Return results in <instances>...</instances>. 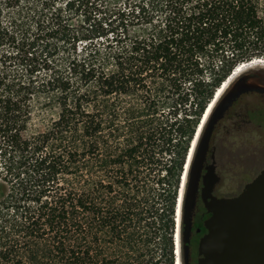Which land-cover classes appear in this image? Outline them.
<instances>
[{"label":"trees","instance_id":"trees-1","mask_svg":"<svg viewBox=\"0 0 264 264\" xmlns=\"http://www.w3.org/2000/svg\"><path fill=\"white\" fill-rule=\"evenodd\" d=\"M97 1L66 5L89 19ZM34 17L16 39L27 73L0 75V264H174L190 141L218 87L264 57V0H139L82 36L61 8ZM44 30L91 40L38 80Z\"/></svg>","mask_w":264,"mask_h":264},{"label":"flooded vegetation","instance_id":"flooded-vegetation-1","mask_svg":"<svg viewBox=\"0 0 264 264\" xmlns=\"http://www.w3.org/2000/svg\"><path fill=\"white\" fill-rule=\"evenodd\" d=\"M255 85L264 88V80L253 79L250 74L237 79L211 116L197 149L183 205L182 264H198L200 244L208 232L206 221L212 213L210 203L240 193L260 172L264 157V106L259 98L241 101L250 92L264 94V89H250ZM239 89L247 90L235 97Z\"/></svg>","mask_w":264,"mask_h":264},{"label":"rangeland","instance_id":"rangeland-1","mask_svg":"<svg viewBox=\"0 0 264 264\" xmlns=\"http://www.w3.org/2000/svg\"><path fill=\"white\" fill-rule=\"evenodd\" d=\"M66 1H69V0H0V75L5 76L8 79H13L14 77L15 78L21 77L23 76V74L27 73L25 68H26V63L29 62L28 60H30V58L28 59L26 54L23 53L22 51L20 53L19 51H17L18 41L16 39L21 36L23 31L28 30V35L30 33L33 35L38 33V27L35 21L36 17H34V14H35V10L39 9L40 7L42 8L43 4L45 5L46 3H48V6H52L53 10L56 8H61V12L67 18L66 20L67 26L70 29V31H67V32L69 34H72V36L74 34L82 36L83 34H86L88 32L87 28L90 27V20L93 22L94 18H97L98 19L97 22L103 21L105 25L106 22L108 23L109 20L118 16L119 10L129 9L135 1H139V0H98L97 2H99L98 4L99 9L93 10L88 13V15L92 16V18H89L90 20L86 19L85 6L79 7L80 11H78V8H77L78 4L76 3L75 6L73 5V7L69 9L68 5H66ZM34 5L37 6L38 8H35ZM51 11L52 10L50 9V12ZM104 17H107V19ZM13 20L17 21V25H15ZM79 36L77 39L75 38L70 39L68 36H63L62 34H54L53 32H48L46 34L44 30L40 35V37H42L44 40L41 39L40 41L41 42L44 41V43L48 42V45L44 47H40V49L36 53L35 58L39 63H37L38 64L37 71L33 73L34 78H37L38 80L48 79L50 76V73H53L55 69H60V71H67L73 59L76 56L78 57L82 56L83 53L85 52L86 46H88L87 42L88 44L90 43L91 39H85V38L81 39ZM107 37L112 38V32H109L107 35H100L98 37H94L92 41H94V43H97V45L102 47L104 46ZM42 49H44V52H45L44 55H42ZM261 58H263V61L261 63L249 67L245 72L237 75L233 79L232 83L227 88L222 98L219 100V102L215 106V109L213 113L211 114V116L214 114L216 109L219 107L221 101L224 99L227 93L234 88V85L237 79L240 78L242 75L250 74L253 76V79L255 78L258 80H264V57H261ZM43 59H47L50 67L47 66V64H45V61ZM250 89L252 90L257 89V90L262 91L264 88L261 85H255L254 87H251ZM246 90L247 89H239V93H235V97H237L238 95H240ZM242 97L244 98L243 100H241L243 102H245L247 99H250L252 97L256 99L259 98V101L261 103L260 105L264 106V94L263 93L250 92V93L244 94ZM41 99L42 98H40V100ZM210 118L208 119L207 123L204 126V129L202 131L201 137L199 139V142H198V145H197V148H196L193 160H192L191 168L189 171L188 182H187V186L185 190L184 200L186 198L187 189L189 185L190 172L194 164V161L196 159L197 149L200 146V143L202 142L204 138L205 131L209 124ZM40 126H42L41 123L31 125L28 131L32 132L33 130H35L36 128ZM196 129H197V126L195 130ZM190 144L192 145V140L190 141ZM191 145H190V148H191ZM187 161H188V154H187L186 162L182 168L181 175H180V182H179V188H178L179 195L181 191V185L183 182L182 177H183L184 171L186 170L185 165ZM178 194H177V199H179ZM176 204L178 205L177 202ZM176 215H177V212H176ZM176 215L174 219L176 226L174 225V232H173L174 264L176 263V257H177V254L175 252V248L177 244L175 229H177L176 219L178 218V215L177 216ZM181 254H182L181 256H183V251Z\"/></svg>","mask_w":264,"mask_h":264},{"label":"water","instance_id":"water-1","mask_svg":"<svg viewBox=\"0 0 264 264\" xmlns=\"http://www.w3.org/2000/svg\"><path fill=\"white\" fill-rule=\"evenodd\" d=\"M209 206L198 264H264V157L260 172L240 193Z\"/></svg>","mask_w":264,"mask_h":264},{"label":"bare ground","instance_id":"bare-ground-1","mask_svg":"<svg viewBox=\"0 0 264 264\" xmlns=\"http://www.w3.org/2000/svg\"><path fill=\"white\" fill-rule=\"evenodd\" d=\"M263 61V58H254L250 61H245L240 63L236 68L235 71L225 80V82L220 85L218 87L217 93L216 95H214L211 99V104L209 105L208 109L205 111V115L203 117V119L200 122V125L197 129L196 135H195V140L193 143V147L192 150H190L189 155L190 156V161L186 164V170L184 171V179H183V183H182V188H181V194H180V198H179V204H178V223H177V231H176V239H177V244H176V253L177 258H176V263L175 264H182V251H181V224H182V216H183V204H184V197H185V190H186V186H187V182H188V177H189V171L191 168V164H192V160L199 142V139L201 137L202 131L204 129L205 124L207 123L208 119L210 118L211 114L213 113L215 106L217 105V103L219 102V100L222 98L223 94L225 93V91L227 90V88L230 86V84L232 83L233 79L245 72L249 67L259 64ZM192 151V152H191ZM191 154V155H190ZM177 212V211H176Z\"/></svg>","mask_w":264,"mask_h":264},{"label":"built area","instance_id":"built-area-1","mask_svg":"<svg viewBox=\"0 0 264 264\" xmlns=\"http://www.w3.org/2000/svg\"><path fill=\"white\" fill-rule=\"evenodd\" d=\"M176 240V239H175ZM175 252H176V248H175ZM177 254V253H176ZM178 255V254H177ZM177 258V257H176Z\"/></svg>","mask_w":264,"mask_h":264}]
</instances>
